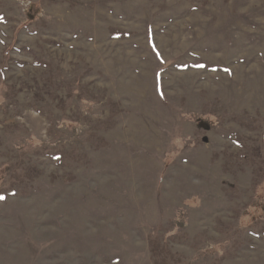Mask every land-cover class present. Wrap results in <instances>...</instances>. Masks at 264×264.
I'll return each mask as SVG.
<instances>
[{"label":"rangeland","instance_id":"rangeland-1","mask_svg":"<svg viewBox=\"0 0 264 264\" xmlns=\"http://www.w3.org/2000/svg\"><path fill=\"white\" fill-rule=\"evenodd\" d=\"M0 264H264V0H0Z\"/></svg>","mask_w":264,"mask_h":264},{"label":"snow or ice","instance_id":"snow-or-ice-1","mask_svg":"<svg viewBox=\"0 0 264 264\" xmlns=\"http://www.w3.org/2000/svg\"><path fill=\"white\" fill-rule=\"evenodd\" d=\"M0 198H2V197H0Z\"/></svg>","mask_w":264,"mask_h":264}]
</instances>
